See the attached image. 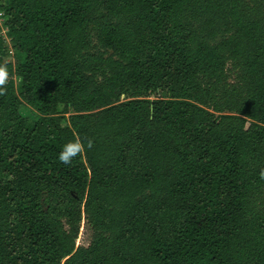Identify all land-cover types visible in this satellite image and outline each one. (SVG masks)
Instances as JSON below:
<instances>
[{
	"label": "trees",
	"instance_id": "1",
	"mask_svg": "<svg viewBox=\"0 0 264 264\" xmlns=\"http://www.w3.org/2000/svg\"><path fill=\"white\" fill-rule=\"evenodd\" d=\"M0 12V264H264V0Z\"/></svg>",
	"mask_w": 264,
	"mask_h": 264
},
{
	"label": "rangeland",
	"instance_id": "2",
	"mask_svg": "<svg viewBox=\"0 0 264 264\" xmlns=\"http://www.w3.org/2000/svg\"><path fill=\"white\" fill-rule=\"evenodd\" d=\"M3 22V17L2 14L0 12V26ZM0 35L3 37L4 41H5V45H6V53L4 56V60L6 62H12L14 63V58H13V51L10 47V42L9 39L6 37V30L1 28L0 30ZM34 113L30 108H26L25 106H21L20 107V114L23 116H29V114ZM89 241V233L87 231V228L84 224V222H82L81 226H80V230H79V234L76 240V245L77 246H86L87 243Z\"/></svg>",
	"mask_w": 264,
	"mask_h": 264
},
{
	"label": "clouds",
	"instance_id": "3",
	"mask_svg": "<svg viewBox=\"0 0 264 264\" xmlns=\"http://www.w3.org/2000/svg\"><path fill=\"white\" fill-rule=\"evenodd\" d=\"M61 159H64V160H65V162H67V159H66L65 157H63V156H62V157H61Z\"/></svg>",
	"mask_w": 264,
	"mask_h": 264
}]
</instances>
